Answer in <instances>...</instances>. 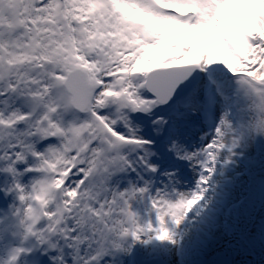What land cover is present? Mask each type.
Returning a JSON list of instances; mask_svg holds the SVG:
<instances>
[{
  "label": "snow or ice",
  "instance_id": "obj_1",
  "mask_svg": "<svg viewBox=\"0 0 264 264\" xmlns=\"http://www.w3.org/2000/svg\"><path fill=\"white\" fill-rule=\"evenodd\" d=\"M257 244L264 0H0V264Z\"/></svg>",
  "mask_w": 264,
  "mask_h": 264
},
{
  "label": "rangeland",
  "instance_id": "obj_2",
  "mask_svg": "<svg viewBox=\"0 0 264 264\" xmlns=\"http://www.w3.org/2000/svg\"><path fill=\"white\" fill-rule=\"evenodd\" d=\"M233 251L236 252L234 264H264V247H261L259 244L254 247ZM218 253L220 252L217 251L210 257L209 264H212L211 258Z\"/></svg>",
  "mask_w": 264,
  "mask_h": 264
},
{
  "label": "water",
  "instance_id": "obj_3",
  "mask_svg": "<svg viewBox=\"0 0 264 264\" xmlns=\"http://www.w3.org/2000/svg\"><path fill=\"white\" fill-rule=\"evenodd\" d=\"M236 252H220L211 258V262L224 261L226 264H234Z\"/></svg>",
  "mask_w": 264,
  "mask_h": 264
}]
</instances>
